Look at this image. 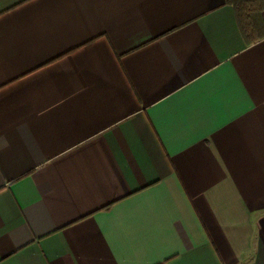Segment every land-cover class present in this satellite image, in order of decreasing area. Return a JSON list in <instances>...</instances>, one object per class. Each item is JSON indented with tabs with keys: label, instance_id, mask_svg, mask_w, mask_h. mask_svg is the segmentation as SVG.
<instances>
[{
	"label": "crops",
	"instance_id": "0c3cea01",
	"mask_svg": "<svg viewBox=\"0 0 264 264\" xmlns=\"http://www.w3.org/2000/svg\"><path fill=\"white\" fill-rule=\"evenodd\" d=\"M252 6L0 0V264H264Z\"/></svg>",
	"mask_w": 264,
	"mask_h": 264
},
{
	"label": "trees",
	"instance_id": "16d2710c",
	"mask_svg": "<svg viewBox=\"0 0 264 264\" xmlns=\"http://www.w3.org/2000/svg\"><path fill=\"white\" fill-rule=\"evenodd\" d=\"M247 1L249 0H233V2L236 4L239 22L241 24V27L243 28L247 39H249L250 42H255L259 40V36L261 35V33L257 32V25L253 24L251 19L248 17L249 13H251L249 11H253L254 7L252 5L254 0L250 1V5L246 4Z\"/></svg>",
	"mask_w": 264,
	"mask_h": 264
}]
</instances>
